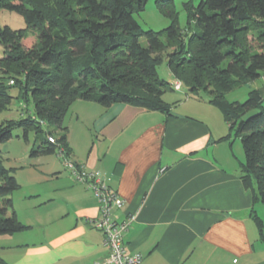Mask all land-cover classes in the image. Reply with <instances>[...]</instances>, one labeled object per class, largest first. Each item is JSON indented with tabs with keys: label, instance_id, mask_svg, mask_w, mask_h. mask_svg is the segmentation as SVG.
<instances>
[{
	"label": "crops",
	"instance_id": "crops-1",
	"mask_svg": "<svg viewBox=\"0 0 264 264\" xmlns=\"http://www.w3.org/2000/svg\"><path fill=\"white\" fill-rule=\"evenodd\" d=\"M182 94L165 101L169 116L126 104L73 102L63 122L69 159L118 194L117 219L135 217L123 240L140 264H264L250 230L254 222L264 243L254 221L257 202L240 179L244 161L233 154L228 125L208 98ZM39 158L26 163L23 185L14 172L13 210L26 228L0 235V264L103 261V235L91 225L99 215L93 192L57 157Z\"/></svg>",
	"mask_w": 264,
	"mask_h": 264
},
{
	"label": "trees",
	"instance_id": "trees-1",
	"mask_svg": "<svg viewBox=\"0 0 264 264\" xmlns=\"http://www.w3.org/2000/svg\"><path fill=\"white\" fill-rule=\"evenodd\" d=\"M147 1L0 0V10L18 14L25 23L19 30L0 29V114L13 99L12 88L18 91L21 111L31 99L34 112L33 117L0 123V142L12 138L14 126L22 128L25 139L28 130L39 133L51 126L54 130L46 132L29 156L61 149L69 158L63 122L73 102L105 108L126 104L169 116L172 107L163 95L172 91L170 81L178 80L186 95L207 92L208 103L240 139L244 155L240 179L253 201L264 204V93L252 90L243 103L225 97L234 85L264 78V0L186 4L185 29L179 27L173 0H157L169 25L143 31L134 16L144 11ZM162 63L170 81L158 76ZM254 109L259 110L256 116L242 119ZM49 137L55 142L49 143ZM18 189L0 156V235L26 228L13 210L11 195ZM254 221L264 241L262 222L257 216Z\"/></svg>",
	"mask_w": 264,
	"mask_h": 264
},
{
	"label": "rangeland",
	"instance_id": "rangeland-1",
	"mask_svg": "<svg viewBox=\"0 0 264 264\" xmlns=\"http://www.w3.org/2000/svg\"><path fill=\"white\" fill-rule=\"evenodd\" d=\"M156 1L157 0H148L145 5L144 11L134 16L136 22L138 23L139 27L143 31H147V30L160 31L169 25V20L163 17L159 13L157 6H156ZM173 2L175 5V11L178 17L179 27L181 29H185L187 28V23H186L187 13L185 11V5L191 4L193 6H197L200 0H173ZM4 26H7L12 30H19V29L25 28V23L23 21V18L19 16L18 14L14 12H9L6 10H0V29L3 28ZM31 42L32 40L30 39V42H28L27 44L31 45ZM142 45L145 46L144 41L142 42ZM2 50L3 48L0 46V58L2 56ZM225 65L226 63L223 64V66ZM157 73L161 79L166 80L167 68L165 66V63H162L160 66H158ZM252 90L260 91L262 94L264 93V78L262 76L254 81L234 85L232 90L229 93H227L225 97H226V100L229 102L243 103L247 100L248 93ZM9 94L12 96L13 99L11 100L7 109L4 110L0 114V123L4 121H18L19 119L25 118L27 116L33 117L34 112H33V104H32L31 99L27 101L26 111H21L22 105L19 103L20 101L16 99L18 95L17 89L16 88L10 89ZM177 97L179 98L183 97L182 91H179V92L167 91L163 95L164 101H167V102H172L173 99ZM200 97L203 99H206V98H209V95L207 92L201 91ZM218 117H219V125H220V122L222 123V120L220 116ZM213 122H214V126L219 127L218 123H216L215 120H213ZM72 123H74L73 120L71 121V124ZM76 129H79V128L77 127ZM53 130L54 128L51 126L43 127V129L39 133L35 131L34 129H30L28 130L27 138L25 139L23 137L22 128L14 126L11 128L12 138L7 142H3V143L0 142V156H1L2 166L5 169L10 170L13 175H14V172L19 171L18 181L22 185H23V181H26V177H27L26 175L28 173L27 170H25L26 163L34 162L40 159L39 157H42V156L30 157L29 156L30 151L33 150L37 146L40 140L45 139L47 131L51 132ZM226 132H227L226 134H228V129ZM75 133H76V136L78 137L79 131H75ZM228 142L231 143V145H233V154L235 156L236 155L239 156L241 161H244L242 145L240 143V139L235 136L234 131L231 132V138L228 140ZM226 145H228L227 142L223 144V146H221L220 149H225ZM228 154H231V152L229 151ZM51 155H53L55 159L57 157L60 164H62V161L57 156V152ZM63 167L64 166H62V168ZM63 169L67 170L66 168H63ZM254 207H255L254 209L256 211V214L261 219L262 229L264 231V204H262V202L259 201L255 204ZM250 225H251L250 230L251 232L254 233V240H255L254 245L256 248L255 250L258 251L257 248L259 249L261 248L264 251V243L259 239L258 232H257L254 222H251ZM261 255H264V252H262Z\"/></svg>",
	"mask_w": 264,
	"mask_h": 264
},
{
	"label": "built area",
	"instance_id": "built-area-1",
	"mask_svg": "<svg viewBox=\"0 0 264 264\" xmlns=\"http://www.w3.org/2000/svg\"><path fill=\"white\" fill-rule=\"evenodd\" d=\"M170 88L172 91L179 92L182 91L183 84L178 80H172ZM48 142L54 143L55 141L49 137ZM56 152L63 166L69 171L70 177L77 183H85L98 201L99 215L91 221V225L102 233V245L107 249V256L103 261L95 264H140L141 256L128 253L123 240V235L128 231L135 217L131 215L119 220L112 214L113 210L120 209L123 204L118 194L108 187L97 174L87 171L83 165L73 163L65 157L61 149H57Z\"/></svg>",
	"mask_w": 264,
	"mask_h": 264
},
{
	"label": "water",
	"instance_id": "water-1",
	"mask_svg": "<svg viewBox=\"0 0 264 264\" xmlns=\"http://www.w3.org/2000/svg\"><path fill=\"white\" fill-rule=\"evenodd\" d=\"M258 113H259V110L258 109L250 110V111H248L247 113H245L242 116V119L246 121L249 118L256 116Z\"/></svg>",
	"mask_w": 264,
	"mask_h": 264
},
{
	"label": "clouds",
	"instance_id": "clouds-1",
	"mask_svg": "<svg viewBox=\"0 0 264 264\" xmlns=\"http://www.w3.org/2000/svg\"><path fill=\"white\" fill-rule=\"evenodd\" d=\"M183 91V90H182ZM56 152V151H55Z\"/></svg>",
	"mask_w": 264,
	"mask_h": 264
}]
</instances>
